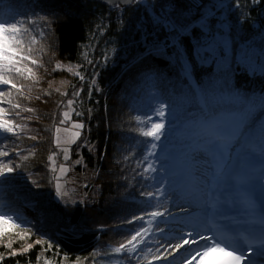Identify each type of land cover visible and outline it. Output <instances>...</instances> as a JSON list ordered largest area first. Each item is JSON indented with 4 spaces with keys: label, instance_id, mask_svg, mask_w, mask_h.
Instances as JSON below:
<instances>
[{
    "label": "trees",
    "instance_id": "trees-1",
    "mask_svg": "<svg viewBox=\"0 0 264 264\" xmlns=\"http://www.w3.org/2000/svg\"><path fill=\"white\" fill-rule=\"evenodd\" d=\"M210 1L134 0L108 6L90 0H0V22L24 21L21 27L27 31L17 36L23 42L21 55L37 61L22 60L17 66L23 75L5 73L24 86L21 92L0 85V91L10 93L0 104L3 118L20 125L15 136L0 132V150L9 153L0 162L10 160L15 169L0 176V214L20 225L11 232L30 233L14 248L0 246V264L171 262L179 251L160 260L153 257L162 255L173 236L183 235L180 231L187 223L201 228L203 221L191 217L201 215L210 187L224 193L217 202L235 195L245 208L257 212L246 181L257 175V167L264 174V71L245 70L238 53L242 46L255 50L253 55L256 50L264 52V0H229L205 15ZM221 22L228 25L227 48L216 44L214 53L201 59L194 48L199 51L214 42L215 32L223 31ZM202 24L207 25L203 31ZM173 34L179 35L177 43L172 42ZM177 49L184 53L183 64ZM58 61L76 63L84 77L75 74L64 92L49 85L51 77L62 74L63 69L56 68ZM77 91L79 96L73 95ZM70 99L73 113L61 124ZM161 104L166 106L165 128L153 141L142 131L150 130L149 117L160 122L155 111ZM239 118H244L241 131L252 140L237 138L230 165L217 183L212 177L216 173L212 152L197 134L205 121ZM70 121L84 125L81 138L97 149L95 156L80 144L76 152L96 169L103 186L99 202L74 203L56 195L57 171H52L48 157L55 152L57 163L68 162L55 144V130ZM30 126L34 129L28 134ZM148 163L155 171L145 175ZM158 189L161 193L153 198L144 195ZM171 209L186 212L170 213ZM154 211L164 215L153 220ZM254 215L264 220V214ZM148 225L155 232L139 246L143 251L112 252ZM161 230L171 238L155 234ZM29 244L32 248L24 251ZM13 251L17 254L11 255Z\"/></svg>",
    "mask_w": 264,
    "mask_h": 264
},
{
    "label": "snow or ice",
    "instance_id": "snow-or-ice-1",
    "mask_svg": "<svg viewBox=\"0 0 264 264\" xmlns=\"http://www.w3.org/2000/svg\"><path fill=\"white\" fill-rule=\"evenodd\" d=\"M120 0H115V3L119 4ZM239 2V0H237ZM166 10V9H165ZM168 23V26L172 27L174 32L178 33V28L172 25L170 22H167L166 18L165 21ZM24 24V21H18L16 23H10V22H0V85H11L12 89H16L17 92H21L23 85H17L14 83L11 79L6 78L5 73L6 72H12L15 71L16 73H19L23 75V71L20 67L17 65L22 60H31V57L29 56H22L21 52L23 51V42L22 39H18L17 36L22 31H27V29H22V25ZM201 30L203 31L204 28L207 27L206 24H202ZM33 42H35V37H33ZM217 43H224L223 41H214L210 42L206 47L201 48L199 51H196L194 48V54L199 55L201 59H205V57L212 55L215 51V45ZM225 47H227L225 45ZM183 56L184 53L180 52L179 49H177V58L180 60V62L183 64ZM19 57V59H17ZM32 64H36L37 61L31 60ZM238 63L245 67V70L247 68H252L256 66V61L254 59L253 54L251 53L250 49L246 46H242L239 53H238ZM56 68H60V64L58 63L56 65ZM258 68L260 71H264V54H262L261 61L258 65ZM27 71L30 73L31 69H27ZM69 72L72 71L71 68L68 69ZM185 71H187V68H185ZM77 76H80V73H76ZM81 79H83V76H80ZM10 93H5L3 91H0V104L4 103V97L6 95H9ZM73 95L79 96V92H74ZM11 101H9L10 103ZM74 104L73 100H68L67 105L71 107ZM15 108H20L19 104L14 105ZM31 111V109H28ZM5 114V109L3 107H0V130L4 133H11L14 136L17 135V129L20 128V125L13 124L10 120H5L3 118ZM19 115V113H17ZM64 119L60 121L61 124H64L66 120L70 118V112L64 111L62 113ZM155 115L159 118L160 122H152L151 118H148V122L151 123L150 130L148 131H142V135L145 137H151L153 141H158L160 139V136L162 134V130L165 128V124L163 122V119L166 117V106L164 104L159 105L158 109L155 111ZM138 121L140 120V117L136 118ZM244 123V118L235 119L231 122H223L217 119H212L209 121H205L201 124L202 131L198 133L199 142L203 144L205 148L210 150L212 152L213 161L216 165V173L215 176L217 179H219L226 169L230 165V161L232 159L231 156V148L233 147L234 142L236 143L237 138L243 139L245 143L252 140V137L244 134L241 131V126ZM84 125L82 123L76 122L72 124L73 129H82ZM56 138H55V144L59 148L61 145V128L56 127ZM63 131L68 132L69 130L67 128L63 129ZM81 135L80 131H72L70 134V139L66 140V144L74 143L77 138H79ZM32 140L37 139L35 136L31 137ZM155 142L151 144V149L156 148ZM60 150L63 153L64 159H69V148L63 147L60 148ZM55 155L56 153L53 152L49 157V161L52 162V171H56L55 167ZM148 155H152L151 150H149ZM9 153L4 150H0V157H8ZM23 160H27L28 156L21 157ZM148 157H145V160H147ZM16 167H19L17 165ZM14 167L11 165V161L9 160L8 163H0V176H4L7 173H12L14 171ZM155 171L154 165L151 163L147 164V167L144 169V174L147 175L150 172ZM59 172L60 173H66L67 169L64 165L59 166ZM56 183H55V189L57 194L63 195L62 193V186L60 183L61 176L57 175L55 177ZM161 193V190L158 189L157 192H147L144 193L149 198H153ZM153 220L156 217L163 216L164 213L159 211H154L150 213ZM135 220H141L143 217H134ZM151 223V221H149ZM20 225L13 223L12 218H9L8 215L0 214V237H2L5 232L19 228ZM159 230V229H158ZM150 229L140 228L138 231L135 232V235L131 237V239L127 240L125 243H121L119 247L112 248V252L114 254H120V253H127L129 255L136 254L139 251H143L141 246L145 242V237L148 235ZM162 231V230H161ZM24 235H30V233L25 232ZM187 237L189 238H182V243H177L174 247L176 249L182 248L184 245H199V247L195 248L193 253H190L191 259L188 261V264H192L193 261H195V264H254V261L252 258L247 254L252 251L251 243L253 240L244 239L243 243H238L235 245H229L225 244L224 241L217 239L215 236H208L203 235L199 232L196 233H187ZM254 240L256 242H259L261 244H264V227H262L258 235L254 237ZM203 242V243H201ZM36 243H42V241H37ZM244 244L249 245L247 247V251L245 250ZM33 245L29 244L24 251H27L28 249L32 248ZM172 247L171 245H169ZM8 248H11V242L7 245ZM49 247L51 245L49 244ZM148 252H151V249H148ZM11 255H16L17 253L13 251L10 253ZM261 255H264V251L260 253ZM156 260H160L161 256H154L153 257ZM199 258V259H197ZM0 259H3V257H0ZM166 259V257L164 258ZM47 264V262H46ZM151 264V262H149Z\"/></svg>",
    "mask_w": 264,
    "mask_h": 264
},
{
    "label": "rangeland",
    "instance_id": "rangeland-1",
    "mask_svg": "<svg viewBox=\"0 0 264 264\" xmlns=\"http://www.w3.org/2000/svg\"><path fill=\"white\" fill-rule=\"evenodd\" d=\"M229 0L225 1V0H211L207 6L203 9V12L205 15L209 14L210 12H213L215 8H221L224 7L225 5H227L229 2ZM228 2V3H227ZM213 6V8H212ZM219 28H222L223 31L220 32H215V36L214 38H216L214 41H223L224 43H217L220 44L221 46H223L224 48L225 45L227 46L228 42H229V37H228V25L225 22H221L218 24ZM177 34H173V36H171V38L174 37L173 39V43H177ZM177 37V38H175ZM255 50H252L251 53H253ZM258 51V53H255L254 59L256 61V66L252 67L251 69H255L258 68V65L261 61L262 58V54L260 50H256V52ZM229 54V53H228ZM60 64V68L63 69L62 70V74L55 76V77H51L50 81H49V85L52 86L53 88H56L58 90L61 91H66L69 83L71 81V78L78 72V68L79 65H77L76 63H72V62H66V61H58L56 63ZM71 68L72 71L69 72L68 69ZM67 111L70 112V117L73 113V106L70 107V109H68ZM76 123V121H70L67 125H63V126H59L61 128V133H60V138H61V145L59 147V151L60 148L63 147H68L69 148V159L68 162H59L57 163V161L55 160V167H56V173L57 175L61 176V186H62V195L57 194L56 195L61 197L62 199H64L65 201L68 200L70 202H88V201H96L99 202L100 200V194L103 190V186L101 185V183L97 180V173H96V169L95 167H90L88 166L82 156L80 151L77 153V150H80L79 148H81L80 144H85L86 146H88V148L90 149V151L95 154V156H97V149L96 147L89 143L86 138L82 139L81 135L79 138H77L75 140L74 143H70V144H66L65 141L70 139V134L72 131H80V129H73L72 128V124ZM67 128L69 131L65 132L63 131V129ZM33 127H28L27 128V133L30 134V132L33 130ZM2 130H0L1 132ZM25 132V135L27 136V141L29 138V135ZM77 144V147H75L73 149V145ZM105 155V154H104ZM63 156V153H62ZM64 158V156H63ZM250 160H252L253 158H249ZM102 160V159H100ZM1 163V162H0ZM60 165H64L67 169L66 173H60L59 172V166ZM213 170H216L215 167H213ZM96 177V178H94ZM212 177H215V173L212 174ZM258 177V178H257ZM264 182V174H262L260 171L258 172V174L256 176H254V178H250L246 181V183L248 182L249 185L253 186V185H257L260 182ZM95 185V187H93L92 191H90V193H87L88 191V187L89 186H93ZM256 186L252 187L251 189H254ZM231 210V208H229ZM170 213H183V211L178 212V209H171ZM233 211V210H231ZM203 216H205V212L202 213L201 215L198 216H192V219L195 218H202ZM172 218L171 217H168ZM170 221L172 222V219H170ZM176 224V223H174ZM145 229H150L148 235L145 237V240L147 238H152V232H155V230L153 229V227L151 225H148ZM195 227H191V225H189L188 223L185 225V227L182 228V230L180 232H183V235H176L177 237H173V239L171 238V236H167L166 233L164 232H157L155 233L158 236H163L165 238H171L170 240H168L166 242V245L163 246L162 248V255L159 256H170L171 254H173L176 250L179 251L178 253H180L179 255L173 256L174 260H172L171 262H164V264H188V261L191 259V255L190 253H193L194 249L199 247V245H184L182 248L176 249L174 246L177 243H182V238H189L186 236L187 233H196L199 232L201 234H203V231L201 228L196 229ZM4 237H0V246L4 245L7 246L9 242H11L12 247L14 248L17 246V242H23L26 237L23 233H13L11 232V230L5 232V234L3 235ZM27 240V239H26ZM203 243V242H201ZM161 244L157 245V248L160 247ZM169 245H171L172 247H170ZM261 247V246H259ZM183 250H185V252H183ZM0 251H2L0 249ZM263 250H260L256 247L252 248V251L249 252L250 255H252V260L254 261V264L256 263V261H258V257H259V261L258 263L260 264H264V255H261L260 253ZM199 259V258H197ZM161 262L157 263L160 264ZM192 264H195V261L192 262Z\"/></svg>",
    "mask_w": 264,
    "mask_h": 264
},
{
    "label": "water",
    "instance_id": "water-1",
    "mask_svg": "<svg viewBox=\"0 0 264 264\" xmlns=\"http://www.w3.org/2000/svg\"><path fill=\"white\" fill-rule=\"evenodd\" d=\"M99 2L108 6L122 5L125 6L134 0H120L119 4L115 3V0H90ZM254 199L258 203L260 209L264 212V184L258 186L254 191Z\"/></svg>",
    "mask_w": 264,
    "mask_h": 264
},
{
    "label": "bare ground",
    "instance_id": "bare-ground-1",
    "mask_svg": "<svg viewBox=\"0 0 264 264\" xmlns=\"http://www.w3.org/2000/svg\"><path fill=\"white\" fill-rule=\"evenodd\" d=\"M203 103H205V102H203ZM200 105H201V104H200ZM246 164H247V163H246ZM258 168H259V167H257V168L255 169L257 174H258ZM244 169H245V167H244ZM244 169H243V170H244ZM259 170H260V169H259ZM247 174H248V173H247ZM250 175H251V174H249V176H250ZM254 176H256V175H253L252 178H254ZM249 178H250V177H249ZM258 213H259V212L252 213V214H258ZM252 216H254V215H252ZM195 219H196V218H195ZM252 220L254 221V219H252Z\"/></svg>",
    "mask_w": 264,
    "mask_h": 264
}]
</instances>
